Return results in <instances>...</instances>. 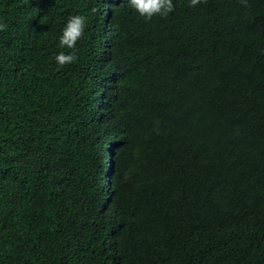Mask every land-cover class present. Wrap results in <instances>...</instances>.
<instances>
[{
    "label": "trees",
    "instance_id": "16d2710c",
    "mask_svg": "<svg viewBox=\"0 0 264 264\" xmlns=\"http://www.w3.org/2000/svg\"><path fill=\"white\" fill-rule=\"evenodd\" d=\"M173 3L0 0V264H264V0Z\"/></svg>",
    "mask_w": 264,
    "mask_h": 264
},
{
    "label": "clouds",
    "instance_id": "9594fccd",
    "mask_svg": "<svg viewBox=\"0 0 264 264\" xmlns=\"http://www.w3.org/2000/svg\"><path fill=\"white\" fill-rule=\"evenodd\" d=\"M190 6H196L200 0H188ZM127 4L135 10L139 16L144 19H151L155 15L167 16L174 10L173 0H127ZM87 17L83 14L76 13L69 15L65 23L63 24L60 35L58 37L59 47L61 50L55 54L54 60L58 67H62L73 63L77 57L75 54V48L77 42L82 37L86 27ZM7 24L0 20V31L5 30ZM127 74L126 71H123ZM126 76L121 78V84L124 85V79ZM118 97V96H117ZM108 95V98H117ZM113 101V100H111ZM113 167V164H112Z\"/></svg>",
    "mask_w": 264,
    "mask_h": 264
},
{
    "label": "rangeland",
    "instance_id": "374dc122",
    "mask_svg": "<svg viewBox=\"0 0 264 264\" xmlns=\"http://www.w3.org/2000/svg\"><path fill=\"white\" fill-rule=\"evenodd\" d=\"M104 171H105V175L109 177V173H108V171L106 172L105 169H104Z\"/></svg>",
    "mask_w": 264,
    "mask_h": 264
}]
</instances>
